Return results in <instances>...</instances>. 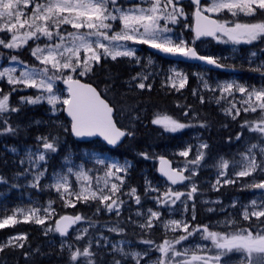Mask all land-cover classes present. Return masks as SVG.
<instances>
[{
	"label": "snow or ice",
	"instance_id": "1",
	"mask_svg": "<svg viewBox=\"0 0 264 264\" xmlns=\"http://www.w3.org/2000/svg\"><path fill=\"white\" fill-rule=\"evenodd\" d=\"M189 17L194 25L186 23ZM176 26L191 28L193 38L185 39ZM202 38L233 45L232 54H201L196 41ZM240 45L250 47L245 52L235 47ZM137 46L154 52L143 55ZM24 51L30 53V60L21 58ZM158 56L178 59L165 70ZM121 60L140 68L122 81L128 86L127 92L113 87L115 75L111 73L105 76L111 83L94 86L99 67ZM0 61L4 62L0 63V137L18 138L30 127L46 126L45 132L35 136V144L23 145L22 154L19 146L4 145L5 151L13 154L12 163L18 170L11 182L0 175V185H6L9 192L23 188L58 194L46 206L38 201L11 209L6 203L0 204V229L20 223V218L38 225L52 220L43 234H59V252L66 253V264H103L94 244L99 249L109 243L113 254L110 264H233L234 256L238 257L235 264H264V0H188L186 4L184 0H0ZM187 61L233 72L249 71L259 80H213L206 75L207 70L189 73L179 68ZM190 75L197 80L191 95L200 105L214 103L232 121L244 114L240 131L228 137L229 143L242 141V150L228 158L212 157L206 151L209 144L199 136L198 144L189 141L171 153L140 150L138 157L158 161L156 170L163 178L154 182L145 176L143 197L128 183L134 167L128 158L121 162L103 151L89 152L85 155L92 167H88L84 161L75 163L67 153L60 170H49V162L66 136L78 140L102 137L112 148L125 140L134 141L147 109L141 107V100L129 102L127 97L138 96L137 89L151 92L157 76H162V89L181 93ZM28 89L33 93L20 95ZM14 94L18 96L15 103ZM41 104L48 106L49 119H34L24 125L12 121L13 114ZM176 107L182 110L180 115L167 109L153 111L150 124L172 134L210 127L209 121L199 118L202 113L194 104L176 103ZM249 113L255 114L253 118H247ZM61 114L67 119H61ZM222 126L227 128L228 124ZM245 131L253 135L245 137ZM204 168L215 169L214 181L197 179ZM205 183L207 188L202 187ZM228 185L256 194L247 202L233 198L227 205L219 197L203 199L207 192L219 193ZM6 194L0 191V200ZM124 197L136 205H141L142 199L155 202L156 210L136 212L142 221L128 218L143 233L139 244L146 247L141 250L126 249L123 245L129 242L125 240L112 243L99 229L97 238L89 228L96 229L99 220L79 212L61 215L53 207L57 201L61 208L75 209L82 204L94 207L95 217L108 213L119 218L128 202ZM198 204L207 205V213L222 214L223 218L199 221ZM160 209L167 210L168 218ZM85 221L88 227H74ZM121 223L118 219L112 226L109 222L102 226L120 235L125 232ZM154 228L163 229L160 242L144 238ZM25 241L26 234L11 236L0 242V253L6 248L23 249ZM37 254L50 255L39 247L23 252L26 261Z\"/></svg>",
	"mask_w": 264,
	"mask_h": 264
},
{
	"label": "trees",
	"instance_id": "2",
	"mask_svg": "<svg viewBox=\"0 0 264 264\" xmlns=\"http://www.w3.org/2000/svg\"><path fill=\"white\" fill-rule=\"evenodd\" d=\"M186 4V3H185ZM190 25H192V19L189 17L187 21ZM186 35H190L193 37L192 31H187ZM211 41V39L209 40ZM199 40L196 41L198 43ZM219 50V51H217ZM213 55L222 56L223 50L221 47L216 45L211 51ZM219 52L221 55H219ZM210 53V52H208ZM204 54V53H201ZM206 54V53H205ZM21 58L24 60H30V53L28 51H24L21 53ZM158 59L162 60V65L164 67L167 64H170L174 59L167 58V57H159ZM3 62V61H2ZM4 63V62H3ZM179 68L184 69L185 71L192 73L195 72V64L184 62L180 63ZM247 67V65H245ZM200 68V67H199ZM210 73V77H214L219 80L228 79L231 76H234L233 71H229V73L222 71L220 69L215 68H205ZM140 71V68L134 65H129L125 60H121L120 62H109L108 66L105 68L103 66L97 69V75L93 77L94 86L97 84L100 87H103L105 83H111V81H107L105 79L106 74L111 73L115 75V84L113 85L114 88L118 89L119 92H127L128 86L127 84L122 83V81L130 79L132 75H135L136 72ZM249 72V71H246ZM245 75V74H243ZM87 80V77L84 78ZM239 79V78H238ZM241 80V79H239ZM245 81V80H244ZM251 82V81H249ZM63 88L61 85H59ZM197 86V80L194 76H189V84L186 86L185 89L181 90V93H177L175 91H167L166 89L161 88V76H157L153 83V90L151 92L140 90H135L139 93L138 96L129 95L127 97L129 102L135 101L137 99L141 100L143 103L141 107L146 108L145 120L142 125L138 126V134L134 141L125 140L122 144L117 146L116 148H108L105 144L101 143L98 140H94L91 142H77L74 141L71 136H66L64 138L65 142L62 144L60 151L53 156L51 162L55 167L51 166L50 162V171L56 169L60 166V160L63 156L69 152H73L75 154H79L80 150L83 148H92L97 151H103L104 153H108L110 156L123 160V158H128L133 162L134 167L132 168L130 175L128 177V183L137 188L138 194L141 193L144 185V175L145 170L149 172L150 169H154L157 161L152 160H144L136 155V152L140 150L147 149L148 151H155L157 153H171L172 151L176 150L178 147H183L185 143L192 141V136L194 134H200V139L207 141L209 144V149L206 150L210 153L212 157L215 155H224L228 157L229 152L235 148V143H239L237 141H233L232 143L228 142L229 136H235V134L240 131L239 123L240 119L244 117V114H241V118H238L237 121H232L230 117L225 116L223 112L219 110V107L212 103L208 104L207 102L204 105L199 104V100L196 97L191 95V88ZM33 93V90L26 91L24 93H20V95H30ZM119 95V93H118ZM205 95H208L205 93ZM186 98V99H185ZM13 103L18 101V96L16 94L13 95L12 98ZM176 103H185V104H194L196 110L202 115L199 117L200 119L207 120L210 122V127L207 129L203 128H189L184 130L180 133H163V130L158 128L157 126L150 124V118L153 111L160 110V109H167L170 113L180 115L181 109L176 107ZM191 115V113L189 114ZM255 114H247V118H253ZM34 119H42L47 120L49 119L47 108L44 105H40L37 107H33L32 109L29 107H25L20 113H15L12 115L13 122H19L20 124L24 125L27 124L29 121ZM61 119H66L63 114H61ZM181 119H185L181 116ZM194 123L196 121H193ZM227 123L228 127L225 128L222 125ZM46 131L45 125L40 126H33L27 129V133H22L18 138L13 137L11 135H5L0 137V175H4L9 178L11 182V177L13 173L18 170V165L12 163L14 156L11 153H8L4 149V145H16L19 146L20 149H23V145H31L35 144V136L39 133H43ZM248 134L245 131V136ZM110 150V151H109ZM171 158V157H169ZM7 160V163L4 161ZM211 162V161H210ZM152 165V166H151ZM52 167V168H51ZM151 175L155 181L158 180L156 173L152 172ZM202 176L205 178L207 177L205 172H200L198 176V180H201ZM23 182V181H21ZM204 187V185H202ZM238 185H228L221 189L219 193L209 191L206 193L208 197H219L223 202L227 203L230 201V198L233 196H245L248 191H239ZM20 190L30 191V189L25 190L23 188H18ZM12 189L10 192L7 189L6 185H0V191L6 192V196L3 200H0V204L6 203L9 209L15 207L17 204L26 205L28 201H25L24 198L19 196V190ZM34 191V190H33ZM44 197L49 199H57L56 194H52L49 191H44ZM249 193V192H248ZM57 209V212L61 215L63 214H75L79 212L83 215H87L92 217L93 219L99 220L101 223L97 225L103 224V222H109V224H114L116 220H121V227H124L125 232L123 237L132 242L133 244L139 246V240L143 236L141 230L133 231L135 229V225L129 221V219H125L132 217L134 218L135 215L132 214V207H127L124 209V213L121 216L114 217L110 215L101 214L99 217L93 216V212L95 211L94 207H88L86 205L78 204L75 209L68 207V208H61L60 202L57 201L54 206ZM204 206L200 204L197 205V219L203 223H208L209 220L215 221L219 219L222 215H214L211 213L205 214L202 216ZM9 211L7 214H10ZM2 215V213H0ZM56 218V217H55ZM86 222V221H85ZM49 223H53L51 220ZM44 229L40 226H37L33 222H20L17 223L16 226L13 228H5L0 229V242L6 240L10 235L15 234H26L27 241H25V247L23 249H12L6 248L4 252L0 253V264H66L67 255H61L59 252V244L61 237L58 236L56 233H49L48 236L43 234ZM163 229L161 228H154L150 234V236H145L144 238H152L157 242L162 240V233ZM171 236V234H169ZM144 245H141L143 247ZM39 247L42 252L50 253V255H45L41 257L37 254L31 261H26L23 252L31 251ZM146 247V246H144ZM94 250L99 251V253L103 256V264H110L112 260V253H106L107 250L104 248L96 249L94 246ZM99 260V257H97Z\"/></svg>",
	"mask_w": 264,
	"mask_h": 264
},
{
	"label": "rangeland",
	"instance_id": "3",
	"mask_svg": "<svg viewBox=\"0 0 264 264\" xmlns=\"http://www.w3.org/2000/svg\"><path fill=\"white\" fill-rule=\"evenodd\" d=\"M188 2V0H184V3H187ZM186 23H187V21H186ZM177 27V30L178 31H182L183 32V34H184V38L185 39H187V40H191L193 37L192 36H190V35H186V32L188 31H191V28H181L180 26H176ZM210 39H204V40H199V42L198 43H196V46L198 47V49H199V51L201 52V53H206V54H211L212 52L211 51H213V48L216 46V45H218L219 47H221V49L223 50V51H228L225 55H222V56H225V57H227V56H230L232 53H231V49L234 47L233 45H231V44H228V45H225V44H219V43H217L215 40H213V39H211V41H209ZM138 48H140L141 49V54H143V55H147L149 52H154V50H151V49H149L147 46H137ZM235 47H237L238 49H239V46H235ZM217 51H219V50H217ZM208 52H210V53H208ZM217 55H218V53H217ZM219 55H221V53L219 52ZM157 59H158V57H157ZM158 61H159V63L162 65V60H160V59H158ZM0 63H3L2 61H0ZM228 63H231V61H228ZM193 64H195V63H193ZM169 66V64H167L165 67H164V65H162V67H163V69H167V67ZM195 69H197L195 72H197V71H205L204 70V68L203 67H205V68H207L206 66H202L201 64H195ZM200 67V68H199ZM220 70H222V71H225V72H227V73H229V71L230 70H226V69H220ZM243 74H245V75H243ZM206 75L208 76V77H210L211 75H210V73L208 72V71H206ZM210 78H212V77H210ZM230 78H239V79H241V81H244V80H247V81H251V82H257L258 80H259V77L256 75V74H254V73H252V72H246V71H236V72H234V76H231ZM230 78H228V79H230ZM161 79H162V76H161ZM213 80H216V78H212ZM224 80V79H223ZM62 86V85H61ZM63 87V86H62ZM64 88V87H63ZM29 90H32V89H28L27 91H29ZM34 91V90H33ZM65 95H66V92H65ZM41 105H44L46 108H48V106L46 105V104H41ZM37 106H40V105H37ZM37 106H27V107H29V108H33V107H37ZM224 114V113H223ZM243 114V113H242ZM249 114H252V113H249ZM231 118V117H230ZM251 135H253V134H250V133H248V134H246V136L245 137H248V136H251ZM197 136H199V138H200V134H194L193 136H192V141H190L193 145H196V144H198L199 143V140H197L196 139V137ZM205 141V140H204ZM243 147H244V144H243V142L241 141V142H239V143H235V148L234 149H232V151H230L229 152V155H228V157L229 156H231V155H233V154H235L238 150H242L243 149ZM23 151H24V148L23 149H20V152H21V154L23 153ZM89 152H97V153H99L100 151H97V150H94V149H92V148H83V149H81L80 150V152H79V154L77 155V154H75V153H73V152H69V153H71L72 154V156H73V160H74V162L75 163H77V164H79V163H81L82 161H84V162H86L87 163V166L88 167H92V164H91V162L90 161H88V158H87V156L85 155V153H89ZM107 155H109L108 153H106ZM219 156H224V155H215L214 157H216V158H219ZM228 157H226L225 156V158H228ZM115 158V157H114ZM177 159H179V160H182L183 158H180V157H177ZM62 160H63V158H61V160H60V165L62 164ZM123 160H121V162H122ZM51 162V161H50ZM49 162V163H50ZM51 166L52 167H55V165L53 164V161L51 162ZM152 166V165H151ZM51 167V168H52ZM155 168H156V166H155ZM150 169V167H149V172H148V170L146 171L145 170V173L147 174V175H144V176H147L149 179H151V180H153L154 182H157V181H161V179H159L158 177V180L157 181H155L154 179H153V176L151 175V173L152 172H154V173H156L155 171H156V169ZM50 170V169H49ZM55 170H60V166L58 167V168H56ZM200 172H205V174H206V178L204 177V176H202V178H201V180H203V181H209V180H211V181H214L215 180V169H212V168H204V169H202ZM49 183L51 182L50 180L48 181ZM204 185V187L205 188H207L208 187V184L207 183H205V184H203ZM20 192H19V196L21 197V198H24V200L25 201H28V203L26 204V205H29L30 204V201H38L40 204H42V205H47V201L49 200V198H47V197H44V195H45V193H43V192H37V191H33V190H31L30 189V191H23V190H20V189H18ZM47 191H49V192H51L52 194H56V195H58L54 190H47ZM249 192V193H248ZM246 194H245V196H233V197H231L230 198V201L229 202H227V203H225L224 202V204H229L230 202H231V200L233 199V198H236V199H239V200H241V201H243V202H247L248 200H250L251 198H253V196L256 194L254 191H248ZM140 195L143 197V195H144V187H143V189H142V191H141V193H140ZM217 197H208L207 195H205L204 197H203V199H209V200H215ZM124 199L125 200H127L128 202H127V204L122 208V210H121V214L122 213H124V209H126L127 207H132L133 209H132V214L133 215H135V217L134 218H132L133 220H137V221H142V219H143V217H137L136 216V212L139 210V211H141L142 213H146L147 212V209L148 208H153L154 210H156V206H155V202L154 201H152L151 199H142V204L141 205H136L135 204V202H134V200L133 199H129L128 197H124ZM22 206H25V205H22ZM54 206V205H53ZM207 207V205H204V208H203V212H202V216H205V214H208L204 209ZM162 212H164V218H168V212H167V210L166 209H160ZM11 214V213H10ZM9 214V215H10ZM103 214H105V215H112V216H114L115 217V215L114 214H108V213H103ZM222 215V214H221ZM174 216H175V218H179V215L178 214H174ZM59 217L57 216L56 217V219H58ZM223 218V216H221L219 219H222ZM21 219V222H23V220H22V218H20ZM126 219H128L127 218V216H125V219H123V220H126ZM51 220H48V221H46V223H45V225H38V224H36V223H34V224H36L37 226H40V227H42L43 229L45 228V227H47V225L48 224H51V223H49ZM17 225V224H16ZM16 225H14V226H16ZM103 224H100V225H97L96 226V229H92V228H89V232L91 233V234H93L94 236H96L97 238L99 237V231H97V229H99L100 231H102L103 232V234L105 235V236H107L108 238H109V240L112 242V243H117V242H119L120 240H125V241H128L129 243L128 244H126V245H123L126 249H135V250H141V249H143L144 248V246L143 247H141V245L139 244V246H138V244L137 245H135V244H133L132 242H130L129 240H127L126 238H124L123 237V234H120V235H118V234H116V233H110V232H108L107 231V228H104L103 226H102ZM113 224H109V226H112ZM134 225V224H133ZM14 226H10V227H6V228H13ZM74 227H88V224H87V222H81L79 225H77V226H74ZM135 229H133V231H137V230H141V229H139V227L138 226H136L135 225ZM5 229V228H4ZM72 232V229L70 230V233ZM52 234V233H51ZM169 234H171V233H169ZM17 235H22V234H15V235H10L9 237H11V236H17ZM58 236H59V234H58ZM8 237V238H9ZM60 237V236H59ZM7 238V239H8ZM6 239V240H7ZM62 239V238H61ZM61 239H60V242H61ZM6 240H4V241H6ZM3 241V242H4ZM102 244H103V241L101 242ZM94 246H95V244H94ZM102 248H104L105 250H107L106 251V253H111V243H109L108 245H107V247L105 248V247H102ZM238 257H233V264H235V260L237 259ZM129 264H131V262H129ZM142 264H143V262H142Z\"/></svg>",
	"mask_w": 264,
	"mask_h": 264
},
{
	"label": "water",
	"instance_id": "4",
	"mask_svg": "<svg viewBox=\"0 0 264 264\" xmlns=\"http://www.w3.org/2000/svg\"><path fill=\"white\" fill-rule=\"evenodd\" d=\"M192 25H194V20H192ZM194 34V33H193ZM202 39H210V38H202ZM168 58H171V59H178V58H173V57H168ZM187 62H189V63H195V64H201L202 66H206V67H209V68H214V67H212V66H209V65H204L202 62H200V61H187ZM62 85V84H61ZM63 87H65L64 85H62ZM63 116L66 118V114H63ZM67 119V118H66ZM72 137V136H71ZM73 138V140L74 141H77V142H83V143H86V142H91V141H94V140H98V141H100L101 143H103V144H105L108 148H112V146H109V145H107V143L103 140V138L102 137H90V138H85V139H83V140H78L77 138H75V137H72ZM157 167H158V161H157V164H156V168L155 169H157ZM156 172V176L159 178V179H163L161 176H160V174L157 172V170L155 171ZM71 230V229H70ZM69 230V231H70Z\"/></svg>",
	"mask_w": 264,
	"mask_h": 264
},
{
	"label": "flooded vegetation",
	"instance_id": "5",
	"mask_svg": "<svg viewBox=\"0 0 264 264\" xmlns=\"http://www.w3.org/2000/svg\"><path fill=\"white\" fill-rule=\"evenodd\" d=\"M202 40H204V39H202ZM250 46H247V45H240L239 46V49H243L245 52H246V50L249 48ZM228 51L226 50V51H223L222 52V55H225L226 53H227ZM243 54V53H242Z\"/></svg>",
	"mask_w": 264,
	"mask_h": 264
}]
</instances>
